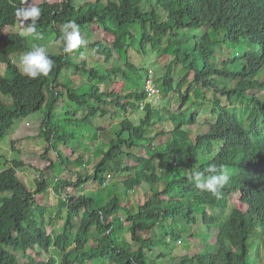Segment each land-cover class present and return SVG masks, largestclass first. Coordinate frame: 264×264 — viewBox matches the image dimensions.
I'll return each mask as SVG.
<instances>
[{
	"label": "trees",
	"instance_id": "trees-1",
	"mask_svg": "<svg viewBox=\"0 0 264 264\" xmlns=\"http://www.w3.org/2000/svg\"><path fill=\"white\" fill-rule=\"evenodd\" d=\"M33 7L40 11L35 27L51 24L61 43L60 53L46 52L54 66L47 76L33 79L12 56L34 48L19 34L0 36V62L5 65L0 93L12 99L11 104L0 101V139L15 121L45 108L40 134L52 142L57 133L56 126L50 127L53 109L62 96L56 85L65 67H74L100 83L121 74L133 84L132 90L118 93L98 87L78 93L67 88V98L86 110V124L92 125L96 116L104 119L111 114L117 127L92 174L82 177L77 172L74 182L57 180L55 190L81 188L90 179L102 185L109 172L122 185L123 194H135L143 184L149 192H144L147 196L142 203H123L115 194L97 208L90 197L67 194L65 204L46 219L47 209L36 195L45 193L47 181L36 179L37 188L31 190L17 174L24 163L13 160L12 166L0 170V264H90L93 256L98 258L91 259V264H250L247 240L256 228L264 235V95H258L264 92V0H95L78 6L64 0L58 5L43 2L31 7L23 0H0V27L13 26L19 20L30 27L32 18L23 12ZM69 21L79 25V31L96 24L111 35L109 46L101 41L89 46L107 62L112 51L124 55V68L114 66L103 74L72 57L74 52L81 54L84 46L65 52L62 37ZM144 24H149L151 33L143 30ZM134 25L140 26L141 33L132 31ZM204 29L208 31L203 33ZM196 30L199 35L210 34L207 44L197 41ZM137 40L143 55L150 50L161 55L171 47L168 67L180 66L186 72L176 82L169 72L158 83L154 81L161 94L157 103L146 100L149 71L126 57ZM243 44L253 50L239 51ZM222 49L227 53L217 65L215 55L223 53ZM189 74L191 80L185 87ZM201 92L203 101L197 100ZM190 94L196 99L185 108ZM171 96L179 100L175 109H171ZM108 104L115 110L104 107ZM204 110L215 114V122L208 123L205 132L192 134L185 126L195 125ZM166 123L171 127L167 129ZM96 129L98 133L106 131L105 126ZM82 158L79 155L76 161ZM130 159L133 164L127 162ZM109 161L112 166L105 169ZM212 165L229 175L218 194L197 189L191 179L194 170L211 175L208 168ZM235 193L240 195V207L230 206L229 198ZM214 226L218 230L215 250L201 248L178 256L172 253L174 246L165 243L166 238L182 241L195 231H209ZM156 228L168 248L166 259L154 256L155 236L143 234ZM124 230L130 240L127 246ZM29 250L48 258L37 260ZM53 251L60 253V262ZM18 253L26 261L21 262ZM258 257L257 248L254 264L262 262Z\"/></svg>",
	"mask_w": 264,
	"mask_h": 264
},
{
	"label": "rangeland",
	"instance_id": "rangeland-1",
	"mask_svg": "<svg viewBox=\"0 0 264 264\" xmlns=\"http://www.w3.org/2000/svg\"><path fill=\"white\" fill-rule=\"evenodd\" d=\"M64 0H25L27 5H37L43 2H49L52 5H58ZM75 6L86 2H93L95 0H72ZM106 1V0H103ZM162 12V10H161ZM143 30L147 33H151L149 24H144ZM30 27L25 24L22 20H19L13 26H4L0 28V36L15 33L24 37L31 48L42 47L46 52L49 53H60L61 43L58 42L55 38V33L51 28V25L44 24L42 27H36L35 32H31ZM132 31L136 34L141 33V28L139 25H134ZM208 29H204V32H207ZM198 34L197 41L200 44H207L210 40V34L205 35L200 34V30L195 31ZM82 40L87 41V44L82 48L81 54L74 52L73 58L78 62L84 60L88 63V66H95L99 68L103 74L106 73L107 69L114 66H119L124 68L125 59L124 55H121L119 52L112 51V58L109 62L105 61V56L102 53H98L94 47L89 46V44L101 41L103 45L109 46L112 41V36L104 32L102 29L98 28L96 24H92L89 28H84L80 31ZM189 40H191L189 38ZM138 40L133 42L131 48L128 49V55H126L127 60L130 63L137 67H143L149 71V76L152 78L155 83H158L159 79L166 73L169 72L173 81L180 80L185 75V70L180 66H171L168 67V62L171 59L172 55L170 53L171 47L167 49L166 53L159 55L156 51H149L146 55H143L138 47ZM239 51L245 52L248 50H253L252 47H249L247 44L239 45ZM1 48V46H0ZM236 49L232 50V54ZM223 53H217L216 64L219 65L220 61L225 58L227 53L224 49L221 50ZM26 51L15 53L12 56L13 62L23 71L21 65V57L26 54ZM0 74H5V65L0 62ZM191 80V75L189 74L185 83V87L188 82ZM89 83V84H88ZM57 90L62 93V96L58 98L57 103L53 109V119L50 127H57V133L52 142L45 140L40 134L41 125L44 121V114L46 109L43 108L41 111L32 114L24 119H19L15 121L12 125V128L7 131L6 135L0 139V170H4L12 166L13 160L22 161L24 163L19 169H17V174L24 181V183L31 190L37 188L36 179L41 180L42 177L47 181V190L43 194L36 195V199L39 204L43 205L47 209L46 219L50 215H53L58 212L59 208L65 204V198L67 194H71L75 197L84 195L85 197H90L95 201L94 208H97L101 205H104L110 198L115 194L121 197L122 202L127 201L137 204L144 202L146 194L149 192L147 184L142 185V189L138 190L135 194L125 195L122 192V185L117 183L116 177L113 173H107V180L104 184L100 185L98 181L88 180L86 183L81 184V188L75 186H63L60 189V192L55 190V183L58 180H67V181H76L77 172L81 173V176L92 174L96 163L101 159L103 151L107 149V143L109 138L113 134V130L117 127V122L111 117V114H108L104 119L99 118L98 116L92 119L93 124H86L83 119L86 117L87 112L85 109L80 108V106L74 102H71L66 95L67 88L77 89L78 93H83L87 91H94L96 88L103 87L108 88L109 90L116 91L121 93L124 90H132L133 84L127 80L124 76L119 74L116 79L113 81H106V83H100L98 79L89 80L88 75L80 73L74 67L67 66L63 70V75L56 85ZM184 87V88H185ZM202 92L199 94V101H203ZM190 100L185 105V108L190 104V102L196 99V97L190 94ZM258 95H264V92H258ZM157 96L152 97V101L157 103L159 100ZM177 96H171V109H175L178 106L179 100L176 99ZM222 98V97H221ZM223 103H227L225 98ZM0 101L4 103L11 104L12 99L9 96L3 95L0 93ZM207 103V102H205ZM111 111L115 110L113 104L104 106ZM232 108V106H230ZM109 110V111H110ZM133 118L139 116L137 114H132ZM197 123L191 126H185V128L191 129L192 134L197 132H205L208 128V123L215 122V114H211L209 111H201L200 115L197 118ZM101 126L106 127V131L97 132L96 128ZM158 127V126H157ZM165 127L170 128V124L166 123ZM98 133V137L95 134ZM61 135L62 139H58L57 135ZM54 146L52 148L51 146ZM143 153V150H141ZM58 154L61 156H58ZM82 155V161L77 162L78 156ZM62 159H60V158ZM69 158L67 162L66 158ZM64 163H63V162ZM128 163L133 164V160H128ZM112 166V162H107L105 169H109ZM157 168L160 169V166L157 165ZM227 172V170H226ZM236 172L234 169L230 170V174L234 175ZM240 195L235 193L230 196L229 202L230 206L235 205L240 207L241 203L239 201ZM65 210L63 211L62 216L64 215ZM61 215V214H59ZM57 221V220H56ZM59 225L62 224V221H58ZM78 223V219H75V224ZM60 230V226H57ZM48 233H51V228H46ZM144 237H154L158 243L155 250V258L157 260H162L168 258L165 254L168 253V248L166 249V244L164 245L160 237L161 231L156 228L154 231H148L143 233ZM123 237L125 240L124 245L130 242L127 232L123 231ZM217 235L218 230L216 226L211 228V230H198L192 233L190 236L182 239V241L176 240L175 242L169 241L166 238L165 243H170L174 246L173 254L178 256L180 255H191L194 252H197L199 249H209L215 250L217 246ZM178 241V242H177ZM128 242V243H127ZM248 245V259L250 264H254L255 251L259 249V259L260 264H264V235L261 233L260 228H256L249 236L247 240ZM256 245V246H255ZM28 253L32 255L37 260L47 259L48 255L43 254L37 256L35 252L29 250ZM53 254L56 255L57 260L61 261V255L59 252L53 251ZM152 253L149 252L150 256ZM21 262L26 261L23 258L22 254H17ZM98 258V256H93L91 259ZM109 264V263H105Z\"/></svg>",
	"mask_w": 264,
	"mask_h": 264
},
{
	"label": "clouds",
	"instance_id": "clouds-1",
	"mask_svg": "<svg viewBox=\"0 0 264 264\" xmlns=\"http://www.w3.org/2000/svg\"><path fill=\"white\" fill-rule=\"evenodd\" d=\"M25 5L28 7L36 6V5H27V2H25ZM23 15L32 18V25L30 26L29 30L31 32H35L36 30L35 22L36 19L40 16L39 9L33 7L30 10L24 11ZM62 39L65 44V48H64L65 52H72L76 50L78 47L85 46L87 44V41L82 40L79 31V25H77L74 21H69L67 23V25L65 26V32ZM0 46L2 48V45ZM21 65L23 67L24 73L28 75L30 78L35 79L39 76H47L49 72L52 70L54 66V62L48 57L44 48L36 47L32 51L27 52L21 57ZM150 80L151 83L158 89L157 85L154 83V80L152 78H149L147 80L146 86L149 83L148 81ZM146 86H145V90H146ZM159 94H160L159 89H158V93L156 92L152 96H148V92H147L146 100L152 101L151 100L152 97L157 96L158 98ZM208 172L212 174L206 176L203 172L199 170H194L191 176V179L194 181V186L201 191H209L214 194H218L220 189L229 181V175L227 174L226 171L222 169H218L215 165L210 166L208 168Z\"/></svg>",
	"mask_w": 264,
	"mask_h": 264
},
{
	"label": "built area",
	"instance_id": "built-area-1",
	"mask_svg": "<svg viewBox=\"0 0 264 264\" xmlns=\"http://www.w3.org/2000/svg\"><path fill=\"white\" fill-rule=\"evenodd\" d=\"M149 83L146 86V90L148 92V96H152L156 92L158 93V89L151 83V80L148 81Z\"/></svg>",
	"mask_w": 264,
	"mask_h": 264
}]
</instances>
